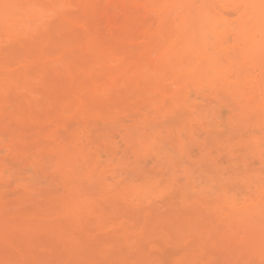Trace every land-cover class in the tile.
I'll return each instance as SVG.
<instances>
[{
  "label": "bare ground",
  "instance_id": "bare-ground-1",
  "mask_svg": "<svg viewBox=\"0 0 264 264\" xmlns=\"http://www.w3.org/2000/svg\"><path fill=\"white\" fill-rule=\"evenodd\" d=\"M148 107L161 123L192 119L200 131L208 112H228L227 134L213 123L226 151L264 156V0H0V125L18 131L0 152L38 178L0 177V264H264V237L248 234V244L242 234L243 215L264 216L260 199L240 210L222 189L220 202L162 211L142 192L106 191L100 156L88 174L104 190L86 192L94 176L76 172L92 127L127 132ZM129 137L123 154L133 153Z\"/></svg>",
  "mask_w": 264,
  "mask_h": 264
},
{
  "label": "rangeland",
  "instance_id": "rangeland-1",
  "mask_svg": "<svg viewBox=\"0 0 264 264\" xmlns=\"http://www.w3.org/2000/svg\"><path fill=\"white\" fill-rule=\"evenodd\" d=\"M34 11L35 9L33 10V12ZM25 13L30 14L31 10H26ZM233 18L235 19L236 16H233ZM224 113L225 114H223L219 121V119L217 120L214 116L213 117L215 118V120H213L214 118L212 117L211 112H208L207 119L205 121L209 123L206 124L205 122V124L208 128L210 127V129H207L208 131H205V129L202 128L203 130L201 131L204 132L200 131V127L198 129L197 123L192 119L186 120L187 122L181 121L179 122L181 124L178 123L176 125L170 124L171 122L168 123L165 120H162L161 123L160 120L155 118L153 107H148L146 109V117L140 118L135 125H131L129 126V128L127 127V132H121V130L118 129V125L116 126L117 128H104L101 124L95 125L92 127L90 133V138L93 142V148L91 154L88 155V161H86L85 164L84 162L81 163V160L79 161V159L77 158L75 160L76 162L79 161L77 164L78 167L76 166L78 168L76 172L78 173V179H84V176L86 177V174L87 176H94L89 179L91 182H88L90 183H88L86 180L87 189L85 188L86 192L88 191L87 193L91 194L94 197L102 194L101 190H104L103 187L101 188L98 186L97 180L99 179L98 182L102 183V180L105 179L103 183L107 184V187H105L106 191L108 190L109 192L111 191L112 193L114 192V194H116L120 190H126L128 192L130 189H132L134 190V193L132 190L130 192L135 195L137 192L138 198L140 194L142 195V193H144L142 195L143 198H149L150 200H148L150 201V203L156 205L157 208H159L158 206L160 205L161 209H165V205L167 207L169 204V206L173 205V203L174 205L176 204V207L190 206L191 203L196 201L197 198L202 197L210 199L215 196L213 198L218 200V194L220 196L221 193L222 196L223 194H225L224 192H226V195L228 194V201L231 202L232 200H235V204L240 210L244 209L246 211H250L256 208L250 207L251 204L252 206H257L258 208V206H260V200L262 202L264 201V199L260 198L264 193V156H261L259 158L252 153L246 154L244 152V154L241 152H235L233 154H230L228 153V150L226 151L225 145H222L224 135L222 137V132H217L218 129H215V127L213 126V123L221 122L224 126H222L223 128H220V130L223 129L224 132H227V123L230 120V115L228 112ZM236 113H238V111ZM191 120L193 122H190ZM201 123L202 127H204V122ZM189 124L191 126L190 128H188ZM198 126H200L199 123ZM181 127L183 131H181ZM178 128L180 129V133L176 131L178 130ZM72 130L73 128L71 127L69 129V134L68 132H64L63 137L67 138L69 135H72ZM146 130L149 136L146 135L145 138H143L144 140H146L145 144L143 142L144 140L142 139V132ZM189 130H192V132L195 133L194 142L197 141L196 143L190 141V139L192 140L193 138L190 137L189 139L186 137V132L189 133ZM176 132L178 133L177 135ZM205 132H207V134ZM226 132L223 134H227ZM17 133L18 131L14 129L12 124L4 123L0 125V148L8 145ZM127 133L130 136L129 138L131 139V143H129L134 147V150H136L134 151L132 149L133 153H131L132 151H129L126 148L127 151L124 152L125 154H123V150L125 151V143L122 141V138L127 137L128 135L125 136V134ZM190 134H188L187 136L189 137ZM256 137L262 138V136L259 134H257ZM70 139H68L69 143L71 142ZM132 139H139L138 141L140 142L133 141ZM186 139L190 142H187ZM179 141H181L182 143H179ZM261 142L264 148V138L261 139ZM138 143H142V146L140 145V147ZM159 144L162 146L161 148L163 149V151L157 149ZM182 144H184V147L182 146ZM115 149L116 152L114 153ZM146 149L150 151L148 152L146 151ZM202 149H206V151ZM206 152L207 154L210 153L212 155L209 157L207 156ZM113 155H115V160H112ZM96 156L97 158L100 156V159L98 158L97 160ZM95 159L97 161H95ZM136 159H139L140 161L138 160L139 166L135 167V164H137ZM94 161L101 163H98V166H96L93 163ZM92 164L95 165V167H100L99 165H101L99 170L96 169L98 171V179L94 174L95 172H93L92 175L88 174V172L92 168L90 167L92 166ZM51 168L49 170L50 172H52L51 170H54ZM119 170L121 171V178H119L120 181L118 180V178L115 180L116 177H112L115 176L116 172ZM49 171H47V175H44L46 176V178L49 177ZM100 173H102L104 176ZM220 173H224V175ZM99 174L107 178L102 179ZM2 175H4V177L13 176L15 179H17V185L24 184L26 181L32 185L37 183V181L35 180V178H37V175L36 173H34V170H27V167H25L23 163L21 164V162H15L5 150H2L0 152V177ZM223 176L227 177L226 179L228 180H226ZM111 177L114 179V181ZM43 178L39 179V181L41 180L42 182L39 187L42 189V191H45L47 190L48 183L43 182ZM124 178L127 180L125 181ZM221 178L224 179L225 183L223 182V180H221ZM122 179L124 182L122 181ZM217 183L218 185H216ZM104 184L102 185L104 186ZM219 184L224 187L220 185L222 187L220 188ZM17 185H14L13 188H17ZM222 189H224V192L222 191ZM214 192L216 193V195ZM7 194V197L10 200L15 197L13 196L12 191H8ZM220 199L221 197L218 200L219 202ZM211 200L212 199H210V201ZM243 218L245 220V227L243 230H245L246 227H249L246 228V230L248 229L249 231L245 230V232L242 233L243 236L247 234L246 237L248 240L250 236H252L254 238L252 240H255V243L260 237H264V216L262 214L252 215V217L249 215H243ZM262 231L263 233H261ZM240 234L241 231L238 233V236ZM238 236L236 234L234 243H232L233 246L231 245V249H234L239 245L241 241L240 236L242 237V235L239 236V242L236 240ZM258 236L259 238H257ZM243 239H245V237H242V241ZM252 242L250 241V243L248 244H251ZM253 245L255 244L253 243Z\"/></svg>",
  "mask_w": 264,
  "mask_h": 264
}]
</instances>
